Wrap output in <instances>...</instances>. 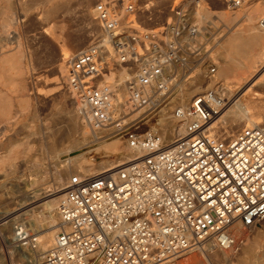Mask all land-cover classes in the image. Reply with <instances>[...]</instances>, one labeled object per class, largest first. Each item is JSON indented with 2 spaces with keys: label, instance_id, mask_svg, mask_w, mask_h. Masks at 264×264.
Masks as SVG:
<instances>
[{
  "label": "built area",
  "instance_id": "obj_1",
  "mask_svg": "<svg viewBox=\"0 0 264 264\" xmlns=\"http://www.w3.org/2000/svg\"><path fill=\"white\" fill-rule=\"evenodd\" d=\"M167 1L170 16L149 28L138 15L151 10V0H95L110 52L101 36L71 55L65 86L87 111L97 139L121 136L143 154L95 175L70 176L53 243L33 264H182L207 244L237 252V228L264 222V122L230 136L214 132L226 97L208 84L188 104L172 106L181 83L202 67L208 81L217 63L212 22L193 16L200 0ZM219 1L238 9L256 0ZM116 56L134 70L117 104L115 89L104 83L119 66ZM168 108L176 123L188 125L185 135L164 143L142 126ZM22 223L15 236L30 257L38 236Z\"/></svg>",
  "mask_w": 264,
  "mask_h": 264
},
{
  "label": "rangeland",
  "instance_id": "obj_2",
  "mask_svg": "<svg viewBox=\"0 0 264 264\" xmlns=\"http://www.w3.org/2000/svg\"><path fill=\"white\" fill-rule=\"evenodd\" d=\"M151 1L149 4L153 5L151 10L146 11L144 7L138 15V21L149 28L161 24L171 14L169 1ZM147 2L148 0H140L141 5ZM94 3L95 0H0V90L3 92L6 90L8 93L6 91L1 93L12 99L10 101L12 104L9 102L5 105L0 102V160L3 159L0 161V213L15 210L16 213L12 217H17V219L12 221L13 224L24 222L25 227L36 234L44 226L45 218H48L50 213L43 208L34 210L32 213L29 212L27 216L26 214L22 215L24 210L18 212V207H21L22 203L24 204L27 194L32 195V191L35 189H40V191L53 189L59 177L67 182L70 176L76 174L79 171L78 164L74 162V159L71 162L68 160L70 155L81 152L85 159L94 158L95 163H107L113 157L109 156L112 151L102 147L104 141L118 138L124 146L128 145L127 140L121 136L97 139L92 135L88 125L86 126L87 123L82 120L84 114L79 108L82 104L65 87L62 74H65L67 64L62 74L59 69L61 52L68 49L70 57L87 47L96 38L101 37V26ZM200 3H204L212 10L211 17L201 23L212 22L211 30L215 35V44L211 52L213 56H216L214 62L218 64L224 38L227 37L230 28L233 29L232 26L243 18L241 11L237 15V21L228 24L220 18L219 13L237 12L257 4H264V0L253 1L238 10L227 9L226 4L219 0H200ZM155 5H157L156 11L153 8ZM5 11L13 18V23L6 31L2 27ZM94 12H96V19ZM61 48L65 50L61 51ZM257 50L258 48H255L253 52H257ZM118 67L115 66L112 71L117 72ZM129 67L131 66L129 65ZM2 69L5 72H2ZM201 70H205L204 67L197 68L194 75ZM216 70L218 71V68ZM122 71L124 70L119 69L117 74L110 75L115 80L113 89H118L117 84L123 81L126 72L124 71V77L119 79V74ZM198 81L202 84V88L207 84L203 76H199ZM18 86L19 88H17ZM252 86L253 90L262 92L259 101L262 106L259 105V107L264 108V88H262L264 85L254 84ZM190 88L191 86H189ZM233 88L235 99L241 97L245 91H238V84ZM121 93L125 97L127 96L125 90H121ZM182 93L180 92V97ZM237 95L239 96L237 97ZM250 96L247 93V97ZM189 98L187 97L186 101ZM9 104L11 105L9 106ZM6 110H9V113ZM218 122L214 129L217 133H222L225 136L237 133L246 126L244 121L230 124ZM144 128L145 126H142V130ZM86 129H88L87 132H84ZM70 150H73L72 154ZM7 155L9 156L4 157ZM56 213L57 210H54L51 215L57 224L59 217ZM28 219L36 221L37 224H29ZM238 228L237 237L242 240L249 237L256 243L257 255L261 257L262 264H264V222L254 228L242 226ZM242 246L235 253L237 256L240 254ZM25 249L24 247L23 251L20 249L15 251L13 247H7L0 242V264H26L31 256L28 257L27 253L30 251L26 249L25 252ZM12 253L14 255H11ZM31 254L35 256L33 252ZM228 254L231 253L228 251ZM180 263L204 264V260L201 252L197 250L185 256Z\"/></svg>",
  "mask_w": 264,
  "mask_h": 264
},
{
  "label": "bare ground",
  "instance_id": "obj_3",
  "mask_svg": "<svg viewBox=\"0 0 264 264\" xmlns=\"http://www.w3.org/2000/svg\"><path fill=\"white\" fill-rule=\"evenodd\" d=\"M196 6L197 5H195L193 8V16L198 22L201 23L205 21L207 18L211 17L212 10L208 6H206L204 3H200L197 7ZM153 8L156 11L157 5H155V7ZM227 9L238 10L240 8L233 9V8L227 7ZM241 11L243 15L242 20L238 21L234 26H232L233 29L230 28V30L228 31L229 33L226 35L227 37H225L224 41L222 42V45L220 48V54H219L220 61H218V64H217L218 71L216 70L215 75L208 78V81H207L208 86L213 87V88H222L223 90H225L224 95L226 97L225 106L223 107L220 116L217 118L215 122H213L211 126L214 132H216L214 127L218 121L222 122V124L224 123L230 124L236 121H239V122L244 121L246 126L264 122V108L259 107L260 93L262 92L261 91L258 92L252 89L253 87L252 85L254 84H258L260 86L264 85V25L260 23V20L264 19V4H257L254 7H247L246 9L239 10L237 12H232V13L220 12L219 16L224 21H226L228 24H231L233 21L235 22L237 21L236 20L237 15H239ZM121 16L124 17L126 15L124 12H122ZM12 20H13L12 16L8 12L5 11L4 20L2 23V27L4 31H6L9 28L10 24L13 23ZM100 33H101L104 45L109 48L108 50L110 52L108 36L102 32V29L100 30ZM255 48H258L257 52H253ZM60 50L63 51L65 49L61 48ZM67 51L68 49L61 52L62 57H61V60L59 59L60 63L58 61L61 74L64 71L65 65L68 64V59L70 58ZM112 56L114 57V55ZM211 56L213 59H216V56H213V53H211ZM115 60L119 64L118 70L120 69L126 72L125 77H124V71L120 72L119 74V79H122L123 77L124 79L121 83L117 84L118 89H115L116 95H117L115 103L117 104L120 100H123V98L125 97V95L121 93V90H125V92L127 93V88L125 84H126V81L130 78L131 73H130L129 68L125 67L120 62V58L118 56H116ZM7 61H9L10 63L12 62L10 60H7ZM118 70L117 72H114L111 70L109 73H107L104 76V83L110 86L112 89L115 87V80H114V77L112 76L110 77V75L112 73L117 74ZM3 71L4 70L2 69V72ZM21 71L20 73L22 74ZM4 75L7 76L6 74ZM66 76H67V66H66L65 74L64 73L62 74V78L65 80ZM199 76H203V78L205 79V72L203 71L198 72L190 80L183 82L178 86L176 96L172 100V106L180 105V104L181 105L188 104L191 101L192 97L197 92H200V90L202 89V84L200 83V81H198ZM12 81H13V78H12ZM236 84H238V88H239L238 91L242 90L243 92V90H245L243 95H241V97H239L238 99H235V93H234L235 91L233 88V86H235ZM189 86H191L190 88L191 90L189 89ZM65 87L68 91L72 93V91L67 86ZM17 88H19V86ZM182 90H188V91H182ZM5 91L3 92V90L2 91L0 90V102L5 103L6 105V103L8 104L12 99L8 98L7 96H4L5 94L3 93H5ZM179 91L183 92L181 94V97H180ZM247 93H249L251 96L247 97ZM238 96L239 95H237V97ZM187 97L188 98L190 97L188 101H186ZM11 104H9V106ZM26 107H25V110H26ZM79 108H80V111L84 114V118L82 120L85 123H87L86 126L88 125L91 133H93L92 135H94L95 137L96 134L94 130L91 128L87 111L84 110L83 105H81V107ZM8 109H10V107H8ZM170 109L171 108L162 110L160 113V117L155 119L154 122L148 123V125H146L144 128V131L158 132L162 136L164 143H171L174 140H176L178 137L185 135L187 125H188L187 123H176L171 118ZM3 111L4 110H2V112ZM3 122H6V121H3ZM83 127L82 129H84ZM87 130L88 129H86L84 132H87ZM127 144H128L127 146H124L118 138L108 140V141L106 140V142L104 141L102 147H104L106 150L112 151L111 152L112 154L109 156L113 157V159L109 160L107 163H95L94 158H92L91 160L85 159L81 152L76 153L75 155L68 156V160H70L71 162V160L74 159V162L75 163L77 162L78 168H79V171H77L78 174L83 175V176L95 175L106 169L117 168L121 166L122 164L128 162L129 160L135 159L143 154V151L141 149H136L132 147L128 141H127ZM71 151L73 150H70V153L72 154L73 152ZM8 156L9 155L4 156V157H8ZM67 182H64L62 177H59L56 182L57 184L53 189H49V190L44 189L43 191H40V189L33 190L32 195L30 194L26 195L27 196L26 201L28 200V202L25 201L26 203L24 202V204L23 203L21 204V207H18V212L20 210L21 211L24 210L22 215L26 214V216L29 215V212L32 213L34 210H38L40 208H43L45 211L50 213V216L48 218L46 217L47 219L45 218L46 223L42 222L45 224L38 231V234H39L38 244H37V248L33 251V254H35V256L31 254V259L27 260L26 264H33L34 260L38 259V256L40 257L45 251H47V249L53 243V240L57 233L56 231L58 230V227H56L58 223L56 224L55 219L51 215V213L54 210H57L59 198L62 195V193L65 191ZM15 213H16L15 210L10 211V212L3 211L2 213H0V226H2L0 228V242L6 245L7 247H10V248L13 247L15 251L17 249H20L23 251V248H22L23 246L17 243L16 236H15V228H14L15 225L13 224V222H14V219L15 220L17 219V217H12ZM27 221L29 222V224H34V225L37 224L36 221L31 220V219H28ZM252 227L254 228L255 226H252ZM237 231H239V228H237ZM243 243H244V246H242ZM242 244L241 246L243 248L241 249V252L238 256L235 253H237L239 250L237 252L229 251V253L231 254H228V251H224L218 248L215 249L210 244L205 245L204 247L200 248V252L203 256L204 264H262L261 257L257 255V251L255 247L256 243H254L252 240H250L249 237H247L246 239L242 240ZM11 255H14V254L12 253Z\"/></svg>",
  "mask_w": 264,
  "mask_h": 264
},
{
  "label": "crops",
  "instance_id": "obj_4",
  "mask_svg": "<svg viewBox=\"0 0 264 264\" xmlns=\"http://www.w3.org/2000/svg\"><path fill=\"white\" fill-rule=\"evenodd\" d=\"M95 13V19H96V12H94Z\"/></svg>",
  "mask_w": 264,
  "mask_h": 264
}]
</instances>
